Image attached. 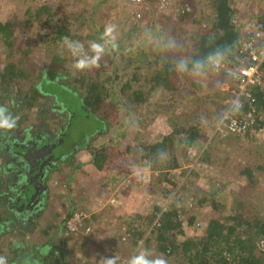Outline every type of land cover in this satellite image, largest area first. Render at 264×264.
<instances>
[{"label": "trees", "instance_id": "16d2710c", "mask_svg": "<svg viewBox=\"0 0 264 264\" xmlns=\"http://www.w3.org/2000/svg\"><path fill=\"white\" fill-rule=\"evenodd\" d=\"M187 6L182 3L181 11L174 19L175 25L170 23L167 26L165 23L169 29L164 27L163 22L157 21V18L137 21V26L127 31L122 42L116 44L115 48L111 44L105 45L104 53L93 65V70L90 68V72L87 71V77L83 69L64 64L67 56L72 54L67 47L54 52L49 61L38 63L32 71L34 73L27 71V63L23 58L32 52V46L16 43L13 21L0 19V42L9 49L10 57L0 68V139L10 152L18 149L24 153L29 147L28 143L34 140L37 149L48 147L47 155L43 157L47 162L41 169L42 176L37 177L41 187L52 172H57L60 165L80 150L91 154L96 168L106 166L109 150L118 140V132H109L113 119L117 117V106L122 107L126 111L124 115H127L134 108L137 109L138 105H148L154 98L153 91L160 90L158 88L173 92L178 87H185L186 84L182 81L177 82L175 65H179L183 78L189 76L190 70L202 73L209 71V74H222L234 82L226 68L248 64V59L240 52V39L250 36L254 31H246L241 26L245 24L246 28V23H255L259 29H264V7L253 13L247 22L239 23L236 7L229 0H206L205 6L198 12ZM163 7L165 5L161 8ZM61 12L63 11L41 4L35 8L27 6L17 9L15 14L16 18H22L24 25L26 21L31 26L38 19L39 28H46L41 40L43 38L54 48L58 47V43L65 45V37L71 41L80 37L77 30L80 26L78 22L82 19H76V23L68 22L60 15ZM81 12L82 10H77L78 15ZM73 13L75 10L69 14L65 12L64 15L67 18ZM95 38L100 40L95 41L100 44L108 39L104 37L101 41L100 35ZM77 42L82 48L85 46L83 42ZM20 54H23L22 60L15 59ZM174 55L177 59H173ZM103 56L105 57L102 58ZM158 60L159 65H152ZM260 70L264 77V60ZM105 72L107 73L104 74ZM22 77L27 81L26 86L20 81ZM249 90V95L244 94L227 107L229 117L226 128L232 120L237 123V128L226 130L228 132L224 133L222 139L225 141L221 146H225L226 142L233 143V139H238L241 134L253 133L251 129L255 124H264V85L251 86ZM160 103L159 100L153 108H144L140 116L147 114L143 118H152L158 112ZM187 108L181 103L178 109H163L168 115L166 120L169 131L158 133L149 141L141 139L136 144L127 143L125 147L127 152L132 148L139 149V160L149 162L150 168L156 173L155 181L165 190H160L161 194L170 192V202L165 206L153 204L151 211L128 217V228L121 242L130 244L131 247L140 243L149 248L150 241H154L157 250L164 257L175 256L178 251L188 254L187 264H264V216L260 215L261 212L243 210L239 199L237 208L229 206L226 211L228 213L209 218L198 237L181 238L184 235V221L182 212L177 207L181 200L176 192L171 199L174 192L171 187L175 181L170 175H174L172 172L176 170L187 168H183L181 163L189 149L197 153L196 160L199 162H209L210 156L217 157L213 153L216 135L212 134L207 141H202L204 136L198 124L184 120L189 111ZM78 113L94 125L89 131L81 129V132H85L76 140L72 137L78 131L76 133L72 130V123ZM95 137L105 139L95 144ZM9 155L21 158L14 151L6 155L0 150V264H57L59 258L62 264H69L64 258L66 247L56 246L54 241L59 237L64 242L68 235L75 233L68 231L65 224L71 210L69 209L65 219H60L57 225L59 231L52 230L56 227L54 224L47 227L39 225L43 199L29 200L34 188L25 189V186L33 185L29 184L28 176L15 174L14 169L10 170L12 174L8 171L13 176L12 181L5 180L6 170L12 166L9 159L7 162ZM41 159L38 160V165L41 164ZM245 170V173L250 174L248 167ZM192 175L188 173L183 177L182 185L178 188L186 195L196 198L194 195L198 192L194 194L195 185L189 179ZM216 193H207L204 197H212ZM18 196L21 198L16 203ZM204 197H198L197 201L201 202ZM96 216V212L91 214V217ZM83 228H87V225L83 224ZM37 232L43 237L39 242L30 243L29 246L23 242L21 236H33ZM15 233L20 238L11 237ZM142 253L145 254V250ZM96 256L101 261L111 257L105 249ZM134 257L130 253L123 263H118V259H114V262L130 264ZM146 258L151 260L149 254Z\"/></svg>", "mask_w": 264, "mask_h": 264}, {"label": "rangeland", "instance_id": "374dc122", "mask_svg": "<svg viewBox=\"0 0 264 264\" xmlns=\"http://www.w3.org/2000/svg\"><path fill=\"white\" fill-rule=\"evenodd\" d=\"M229 2L236 7L239 23L247 22L253 13L261 11L264 7L263 0H229ZM182 3L187 4L188 9L198 12L205 6L206 0H0V19L13 21L15 26L13 35L16 43L32 46V52L23 60L27 63V71L34 73L32 71L38 63L49 61L54 52L64 49L66 45L58 43V47L53 48L48 45L49 42L47 43L43 38L41 40L46 28H39L38 19L31 26L26 21L25 25L22 24V18H16L17 9H24L27 6L35 8L41 4H47L53 9L63 11L60 15L68 22L76 23V19H82L78 22L80 26L77 30L80 37L77 36L73 40L83 42L85 45L83 51L76 57L69 54L64 62L65 65L75 68L77 59L85 55L88 57L94 55L89 44L99 42L100 40L95 38L98 35L101 36V41L104 40L103 33L106 25L116 26L113 35L116 38L115 43L118 44L122 42L127 31L137 26L136 22L139 20L144 22L148 18L152 20L157 18V21L163 22L164 27L169 29L170 27H166L165 23L167 26H170V23L175 25L174 19L181 11ZM163 5L165 7L161 8ZM78 9L82 10L80 15L77 13ZM74 10L73 15L65 17V12L69 14ZM31 12L33 15L32 10ZM241 27L250 31L252 26L246 23V28L245 24ZM8 50L0 42V68L10 59ZM105 53L108 54V51ZM22 57L23 54H20L15 59L22 60ZM173 59H177L175 55ZM159 63L160 60L152 65H159ZM93 67L91 65L83 69L86 77L87 71L90 72V68L93 70ZM174 71L178 75L177 82L182 81L186 84L185 87H178L173 92L158 88L160 90L153 91L154 98L148 105H138L137 109L134 108L127 115H124L126 111L122 107L113 108L117 112V117L113 119L109 132L119 134L118 140L109 150L106 161V167L109 169L105 171V175L111 174L104 179L106 181L104 184L99 183V176L94 173L91 154L86 150H80L82 152L72 155L66 163L59 166L57 172H52L50 174L52 178L45 182L48 189V209L43 210L38 221L39 225L47 227L48 223L54 224L56 227L52 230L59 231L57 225L60 219H65L69 209L72 213L76 210L86 215V221L83 222L89 227L88 230L81 228L71 233L72 235H68L64 242L59 237L54 241L56 246L66 247L67 253L64 258L69 261V264H108L109 260L114 259H118V263L121 261L123 263L130 253L138 256L144 250L145 255L151 256V260L163 258L166 264L188 263L189 255L180 251L175 256L164 257L162 252L157 250V244L154 241H150L149 248L140 243L131 247L130 244L121 242L128 228V217L135 213L145 214L151 211L153 204L165 206L170 202V192L164 194L165 196L161 194V191L165 192V190H162V186L155 181L156 173L150 168L149 162L139 160V149L132 148L130 152H127L125 147L127 143L136 144L137 140L141 139L149 141L158 133L168 132L170 129L166 120L168 115L165 114L167 112H163V109H178L181 103H184L189 110L186 111L187 117L184 120L198 124L204 136L202 141H207L212 134L216 135L213 153L217 156L215 158L210 156L209 162L206 160L199 162L196 160L197 153L189 149L182 158L184 162L181 163L183 168H187L176 170L172 172L175 173L174 175H170L175 181L174 186L171 187L174 191L171 199L176 192V196L181 200L180 203L177 202L184 221L182 228L184 235L181 238L198 237L204 231L209 218L228 213L226 211L229 206L237 208L239 205L237 199L243 204V210L252 213L261 212L260 215L264 216V124L261 126L255 124L251 129L253 133L241 134L238 139H233V143L226 142L225 146H221L225 141L222 139L224 133L230 130L229 125L228 129L226 128L229 117L226 109L232 102L241 98L237 96L235 81L215 72L209 74V71L202 73L192 70L187 78H183L179 65L174 66ZM232 79L234 80L233 77ZM20 81L27 85L24 77ZM159 100L160 108L152 118H143L147 114L140 116L144 108L150 106L153 108ZM107 106H105L106 109ZM93 125L92 121L85 120L78 113L72 123V130L76 133L78 131V134L72 139L78 140V137H81L85 131H89ZM81 129L85 131L81 132ZM103 139L105 138L95 137L93 143L98 144ZM4 147H6L4 142H0V150H3L4 154L6 152L12 154L15 151L12 149L10 152L7 147L5 149ZM12 156L9 155L7 159ZM245 167L250 169V174L245 173ZM8 171L7 168L5 180L11 182L13 176L9 177ZM188 173L193 174L189 179L194 182V189H196L194 194L198 192L194 195L196 198L186 195L178 188L182 185V178ZM250 175H252L251 178ZM32 187L34 189L31 191L29 200L37 191L34 185L25 186V189ZM68 188L72 195L76 193H82V195L72 196L67 200L66 189ZM220 189L223 191L220 192ZM213 192L217 193L212 197L209 195L204 197L205 194ZM198 197H204V199L199 202ZM93 212L97 213L96 218L91 217ZM11 237L19 236L15 233ZM21 238L28 246L30 243H37L43 239L38 232L33 236L25 235ZM102 249L111 256L109 259H102L103 257H100L102 261L97 259L96 255L101 253ZM57 264H62L61 258L57 260Z\"/></svg>", "mask_w": 264, "mask_h": 264}, {"label": "built area", "instance_id": "2783aa9c", "mask_svg": "<svg viewBox=\"0 0 264 264\" xmlns=\"http://www.w3.org/2000/svg\"><path fill=\"white\" fill-rule=\"evenodd\" d=\"M251 25L250 23H247ZM250 36L240 39V52L248 59V64L239 66L238 68H226L231 78H234L235 87H237V96L249 95V88L256 85H264V77L260 70L264 60V29H259L258 25H251ZM237 82V83H236ZM242 98V97H241ZM237 123L231 121L229 129L235 130ZM239 129V128H238ZM85 214L81 211L73 212L65 221L68 231H77L83 228V220ZM89 228L87 227L86 230Z\"/></svg>", "mask_w": 264, "mask_h": 264}, {"label": "clouds", "instance_id": "9594fccd", "mask_svg": "<svg viewBox=\"0 0 264 264\" xmlns=\"http://www.w3.org/2000/svg\"><path fill=\"white\" fill-rule=\"evenodd\" d=\"M115 27H116L115 25H111V24L106 25L103 35H104V37H108V39H106L103 44L96 43V42L91 43L90 49L92 50V52H94V55H92L91 57H88L85 55L83 58L77 59L74 67L77 69H84L86 67H89L91 65L96 64V62L100 58V55L102 53H104L106 44H111V46L113 48H115L116 47V43H115L116 38L113 35L115 32ZM64 43H65L66 47L71 51L73 56H80L81 55L83 48H82V45L79 44V42L71 41L67 37H65ZM180 66L183 67V65H180ZM15 151H20V150L15 149ZM35 179L37 181V177ZM37 185L40 186L38 184V182H37ZM37 193H36V195H37ZM17 201H19L18 198H17ZM108 264H115V262H114V260H109ZM130 264H166V261L163 258H157L154 260H149L146 258V255L142 253L138 256H135L130 261Z\"/></svg>", "mask_w": 264, "mask_h": 264}, {"label": "flooded vegetation", "instance_id": "af4514ba", "mask_svg": "<svg viewBox=\"0 0 264 264\" xmlns=\"http://www.w3.org/2000/svg\"><path fill=\"white\" fill-rule=\"evenodd\" d=\"M2 141L3 140L0 139V142ZM34 141H30L28 143L29 147L27 148V151H25L24 153H22L21 151H15L16 155L18 156L20 155L19 156L21 157L20 159L17 158L16 156H12L9 159V162L12 164L11 166L12 169L15 170V174L16 173L26 174L28 176V181L30 182V184L34 185L36 191L39 192V189L41 190V187L37 185V181L35 178L40 175V169H42L43 164L47 162V160L41 158H43L44 155H47L48 147L45 146L43 148L37 149V143L36 141L35 142ZM15 145H17V143H15ZM39 159H41L40 165L37 164ZM26 163L27 165L25 166ZM32 172L35 173L32 174ZM36 193L32 196V200H34Z\"/></svg>", "mask_w": 264, "mask_h": 264}, {"label": "crops", "instance_id": "0c3cea01", "mask_svg": "<svg viewBox=\"0 0 264 264\" xmlns=\"http://www.w3.org/2000/svg\"><path fill=\"white\" fill-rule=\"evenodd\" d=\"M6 147H4V149H5ZM79 152H82V151H78L77 153H79ZM76 153V154H77ZM75 154V155H76ZM6 155H7V152H6ZM8 162V161H7ZM93 165V167H94V173L95 174H97L98 176H99V183L100 184H104V182H106V181H104V179H106V178H108V177H110V174L111 173H109V174H106L105 175V171H108V167H106V166H104L102 169H98V168H96L95 166H94V164H92ZM12 169V167L10 166V167H8V170L10 171ZM10 175L11 174H9V177H10ZM8 177V178H9ZM50 178H52L51 176H49V177H47L46 178V181H49V179ZM45 181V182H46ZM43 184H44V186L43 187H41V190L39 189V192L37 193V195L35 196V200L36 199H38V198H40V199H43L42 201H43V206L41 207V212L43 211V210H46V209H48L47 207V201H48V189H47V186H46V183H44V181H43ZM100 191V190H99ZM66 192H67V194H68V198H67V200L68 199H70L72 196L73 197H75V196H77V195H80V193H76L75 195H72V193H69L70 192V190H69V188L68 189H66ZM40 197H39V196ZM37 201V200H36ZM16 202L18 203V201L16 200ZM20 206V205H19ZM32 210H33V208H31ZM41 215V214H40ZM40 218V217H39ZM64 219V218H63ZM39 220V219H38ZM48 225H50L49 223H48ZM47 225V226H48Z\"/></svg>", "mask_w": 264, "mask_h": 264}, {"label": "water", "instance_id": "95a60500", "mask_svg": "<svg viewBox=\"0 0 264 264\" xmlns=\"http://www.w3.org/2000/svg\"><path fill=\"white\" fill-rule=\"evenodd\" d=\"M45 147V146H44ZM16 154V153H15ZM44 157V156H43ZM43 159V158H42ZM25 176H27L26 174H24ZM40 176H42V170L40 169ZM38 183H39V181H37ZM29 184H30V182H29ZM40 185V184H39ZM21 197L20 196H18V200L20 199ZM22 205H24V204H22Z\"/></svg>", "mask_w": 264, "mask_h": 264}]
</instances>
